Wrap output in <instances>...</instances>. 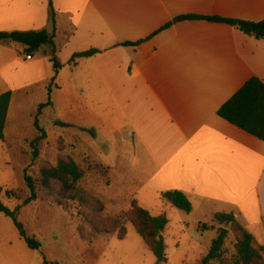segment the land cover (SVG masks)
<instances>
[{
  "label": "crops",
  "instance_id": "0c3cea01",
  "mask_svg": "<svg viewBox=\"0 0 264 264\" xmlns=\"http://www.w3.org/2000/svg\"><path fill=\"white\" fill-rule=\"evenodd\" d=\"M53 8L55 27L48 0H0V32L55 29L63 64L56 74L50 47L30 55L24 45L0 44V95L11 92L13 100L18 90L54 82L55 100L65 85L75 95L89 87L83 101L59 102L57 123L83 135L74 140L87 141L90 151L104 134H120L126 153L119 160L138 152L145 160L139 170L160 200L171 191L187 196L192 214L199 210L214 227L205 230L198 220L208 239L199 244L203 251L195 264L218 236L214 216L220 213L234 214L255 247L264 248V142L218 116L251 78L264 83V40L205 20L262 22L264 0H53ZM90 50L100 53L77 67L69 64L73 55ZM11 106L5 133L11 131ZM101 140L110 150V141ZM3 144L4 163L10 164V145ZM102 164L114 173V166ZM181 220L188 228L189 221ZM21 241L10 218L0 215V264H29Z\"/></svg>",
  "mask_w": 264,
  "mask_h": 264
},
{
  "label": "rangeland",
  "instance_id": "374dc122",
  "mask_svg": "<svg viewBox=\"0 0 264 264\" xmlns=\"http://www.w3.org/2000/svg\"><path fill=\"white\" fill-rule=\"evenodd\" d=\"M53 85L51 82L49 87L39 85L33 90L27 88L13 94L11 131L4 133L11 150L10 164L4 163L8 158V147L0 141V189H3L0 200L11 210H15L18 204L22 206L23 200L29 197L24 181L25 171L29 177L38 180L41 166L56 165L60 156H70L86 171L80 186L94 198L100 199L105 205V211L98 214L93 207L86 210L77 203L70 204L69 209L64 211L53 199L46 198V193L38 188L40 199L37 205L30 203L22 206L24 211L19 213V221L24 225L27 234L34 236L41 244L38 251H33L20 236L21 242L28 250L29 264H44L45 261L51 264H157L154 255L131 224L127 223L128 235L122 241L114 235L97 233L92 227H109V221L124 216L134 199L153 215L167 214L170 220L169 229L165 233L168 264H195L203 251L199 244L208 239V235H204L205 231L197 227L198 220L206 225L210 224V220L204 218L199 210L187 214L167 206L163 207L158 195L146 184V174L139 170L145 160L138 158V152L134 155V151H128L127 157L130 161L119 160L118 155L121 152L126 153V150H121L123 136L120 134L116 137L105 134L102 136L110 141V150L108 147L105 150L101 137L94 142L90 151L87 141L78 143L74 140L75 136L85 138L83 135L57 125L60 117L59 102L77 98L81 102L89 87H81L82 92L76 91L75 95L69 92L65 85L61 96L55 94V100L43 110L39 118L40 126L49 133L50 139L47 136L38 144L39 157L34 159L31 144L39 136L34 127V119L39 106L47 103L50 87L51 91L55 88ZM80 131L83 132L81 129ZM100 162L114 166V173ZM98 164L104 167H96ZM11 190H16V194L23 198L22 201L9 199L6 192ZM182 218L189 221L188 228L179 224ZM11 222L20 235L14 222ZM216 227L218 231L220 226ZM80 230L84 238L81 237ZM230 239L229 250L226 252L228 257L233 254L234 239Z\"/></svg>",
  "mask_w": 264,
  "mask_h": 264
},
{
  "label": "trees",
  "instance_id": "16d2710c",
  "mask_svg": "<svg viewBox=\"0 0 264 264\" xmlns=\"http://www.w3.org/2000/svg\"><path fill=\"white\" fill-rule=\"evenodd\" d=\"M50 21L55 27L56 14L53 8V0H48ZM188 20H204L205 18L188 16ZM205 20L224 23L239 29L245 35L256 40H264V21L252 23L222 18H206ZM170 27L167 25L165 28ZM55 29L52 32L42 30L38 32H0V44H20L26 47L30 55L38 54L45 47L52 48L51 62L55 73L58 74L63 68L59 61L55 46ZM98 50H90L73 55L69 64L73 67L78 66L81 59L91 58L99 54ZM54 83V82H52ZM46 104L38 108V113L34 119V127L39 136L31 147L34 149L33 157H39L38 144L47 138L46 131L40 126L39 118L45 108L52 103L51 91ZM12 102V93L7 92L0 95V141L6 143L5 128L7 125L8 114ZM218 116L228 123L243 130L249 135L264 142V83L257 77L251 78L230 100H228L218 111ZM63 128L71 127L68 124L57 123ZM86 131L92 136V131ZM98 164L96 167L101 168ZM104 167V166H103ZM86 171L70 156H60L56 165H43L40 167L39 178L35 180L27 175L25 171L24 181L29 191V197L23 200L22 206H26L40 199L38 188L46 193V198L54 200V203L64 211L69 209L70 204H78L83 209L93 207L98 214H103L105 205L100 199H96L85 191L80 183L84 179ZM2 190H0V194ZM9 199L22 201L16 194V190L6 192ZM161 201L167 207L191 214L192 204L187 196L180 191H171L162 194ZM22 206L15 210L6 207L0 200V213L10 218L20 236L24 239L28 247L33 251H38L41 244L34 236H29L24 225L19 221V213ZM216 225L220 226L217 238L212 243V248L207 255L203 256L196 264H264V248L255 247V238L247 232L237 221L234 214L220 213L214 216ZM127 223L131 224L137 235L143 240L144 244L154 255L157 264H168L167 245L164 233L168 229L170 220L166 213L153 215L148 210L141 207L139 202L134 199L130 202L124 216H118L109 221V227L92 225L97 233L114 235L118 240L126 239L128 230ZM203 229H214L207 225ZM82 238L83 233L80 230ZM230 237H233L232 255L226 254L229 250ZM230 239V240H229ZM44 264H51L47 261Z\"/></svg>",
  "mask_w": 264,
  "mask_h": 264
},
{
  "label": "built area",
  "instance_id": "2783aa9c",
  "mask_svg": "<svg viewBox=\"0 0 264 264\" xmlns=\"http://www.w3.org/2000/svg\"><path fill=\"white\" fill-rule=\"evenodd\" d=\"M27 60H31L32 59V57L31 56H27V58H26Z\"/></svg>",
  "mask_w": 264,
  "mask_h": 264
},
{
  "label": "water",
  "instance_id": "95a60500",
  "mask_svg": "<svg viewBox=\"0 0 264 264\" xmlns=\"http://www.w3.org/2000/svg\"><path fill=\"white\" fill-rule=\"evenodd\" d=\"M180 19L175 20V22H178Z\"/></svg>",
  "mask_w": 264,
  "mask_h": 264
}]
</instances>
